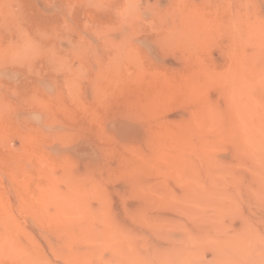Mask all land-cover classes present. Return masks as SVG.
Wrapping results in <instances>:
<instances>
[{
    "label": "rangeland",
    "instance_id": "obj_1",
    "mask_svg": "<svg viewBox=\"0 0 264 264\" xmlns=\"http://www.w3.org/2000/svg\"><path fill=\"white\" fill-rule=\"evenodd\" d=\"M0 264H264V0H0Z\"/></svg>",
    "mask_w": 264,
    "mask_h": 264
},
{
    "label": "bare ground",
    "instance_id": "obj_2",
    "mask_svg": "<svg viewBox=\"0 0 264 264\" xmlns=\"http://www.w3.org/2000/svg\"><path fill=\"white\" fill-rule=\"evenodd\" d=\"M66 205V204H65Z\"/></svg>",
    "mask_w": 264,
    "mask_h": 264
}]
</instances>
